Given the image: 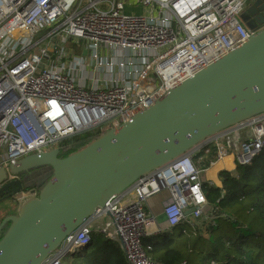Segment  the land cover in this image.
Instances as JSON below:
<instances>
[{"label":"built area","instance_id":"obj_1","mask_svg":"<svg viewBox=\"0 0 264 264\" xmlns=\"http://www.w3.org/2000/svg\"><path fill=\"white\" fill-rule=\"evenodd\" d=\"M248 1L0 0V168L93 127L100 134L117 130L254 35L241 16ZM139 5L146 12H134ZM87 63L92 78L84 74ZM263 144L264 111L142 174L96 207L41 264H65L63 257L88 245L92 231L118 240L126 264H160L142 244L162 232L146 200L168 191L162 204L168 227L186 223L196 231L208 205L201 174L227 156L248 164ZM28 187L16 196L20 206L39 193ZM130 192L134 198L122 204ZM100 216L107 219L94 230Z\"/></svg>","mask_w":264,"mask_h":264},{"label":"water","instance_id":"obj_2","mask_svg":"<svg viewBox=\"0 0 264 264\" xmlns=\"http://www.w3.org/2000/svg\"><path fill=\"white\" fill-rule=\"evenodd\" d=\"M242 19L256 32L196 72L117 130L59 157L32 153L0 168V264H41L98 206L205 138L264 111V0H251ZM250 17V18H249ZM85 54V51L82 52ZM51 176L16 214L4 213L25 188L21 175L37 166ZM191 208L184 211L188 215ZM87 245L84 247L86 248Z\"/></svg>","mask_w":264,"mask_h":264},{"label":"trees","instance_id":"obj_3","mask_svg":"<svg viewBox=\"0 0 264 264\" xmlns=\"http://www.w3.org/2000/svg\"><path fill=\"white\" fill-rule=\"evenodd\" d=\"M99 135V128L93 127L60 140L59 157L82 149ZM32 169L36 175L30 182L39 181L37 188L41 189L51 175L47 172L51 168L42 165ZM218 177L221 187L207 181L201 184L217 215L208 228L210 238L203 237L198 230L192 231L186 223L146 236L142 244L152 260L160 264H179L185 260L188 264L189 253L198 242H205L209 246L201 253L203 262L264 264V144L250 163L236 164L234 171L220 170ZM76 255L79 264H126L119 241L96 231L91 232L87 247Z\"/></svg>","mask_w":264,"mask_h":264},{"label":"crops","instance_id":"obj_4","mask_svg":"<svg viewBox=\"0 0 264 264\" xmlns=\"http://www.w3.org/2000/svg\"><path fill=\"white\" fill-rule=\"evenodd\" d=\"M77 52V51H76ZM227 157H230V163H231V167H227L226 166V161L225 159ZM224 159L216 162L212 167H210L206 172V176L207 179H203V181H207L208 183H211L215 186L221 187L222 182L220 180V178L218 177V173L220 170L226 169L228 171H234L235 169V164L232 161L231 156H227ZM169 192L166 190H163L153 196H151L150 198H148L146 200V209L149 213L153 214L156 217V221L158 223L159 228L161 229V231H170L172 228L168 227L166 219L164 217V215L162 214V204L163 202L169 198ZM134 198V194L132 192L128 193L127 195L123 196V198L121 199V203L122 204H126L128 201H131ZM9 207H11V212L8 214H16L20 208L19 203H12ZM213 213L212 207L208 204L207 206H205L204 208V215H203V219H199L196 221L197 225L199 227L198 231H200L201 235H203V237L206 238V234L208 232V228L209 225L211 224V222L208 219V216H210ZM107 219L106 216H100L97 217L95 219H93V221L91 222L92 228L95 230L98 227H101L105 220ZM1 235V233H0Z\"/></svg>","mask_w":264,"mask_h":264},{"label":"rangeland","instance_id":"obj_5","mask_svg":"<svg viewBox=\"0 0 264 264\" xmlns=\"http://www.w3.org/2000/svg\"><path fill=\"white\" fill-rule=\"evenodd\" d=\"M250 3H251V0H249L246 3L245 8L247 7V5H250ZM101 8L102 9H107L106 5L101 6ZM126 10L129 11V8L127 7ZM134 12H136V13H142V12H146V9H144L142 6L139 5V6H137L134 9ZM72 44H74V42H71V41L68 42V45H72ZM162 51H164V48L160 49V52H162ZM86 69H87V71H85L84 74L86 76H90V78H92V76H93L92 67L88 66V63H87ZM85 84L87 86H89V81H87ZM47 172L48 173L50 172V174H51V170H48ZM207 177L208 176H206L205 173H202L201 174V178L207 179ZM38 184H39V181L34 182V184H32V182H28V185H29L28 188H31L33 186H36L37 187ZM26 186H24V187H26ZM3 208H4V213L5 214L11 212V207H9L8 205L3 204ZM206 238H210V233L209 232H207ZM206 244H208V243H205V242H198L197 243V245L195 246L193 252L189 253V255H188V264H209L208 261L203 262L201 260V253L203 252V250L205 251L206 248H208V246H209V244L208 245H206ZM63 262L65 264H79L78 255H76V254H74V255L67 254L66 256L63 257Z\"/></svg>","mask_w":264,"mask_h":264},{"label":"flooded vegetation","instance_id":"obj_6","mask_svg":"<svg viewBox=\"0 0 264 264\" xmlns=\"http://www.w3.org/2000/svg\"><path fill=\"white\" fill-rule=\"evenodd\" d=\"M248 6V5H247ZM247 8V7H246ZM245 8V9H246ZM245 9H244V11L242 12V15H243V18H246L247 17V15H246V13H245ZM250 18V17H249ZM259 28H262V27H264V24H262V25H259L258 26ZM35 175H36V173H35V170L34 169H30L28 172H26V173H23L20 177H21V180H22V183H23V185L24 186H28V182H30L31 180H33L34 179V177H35ZM26 186V187H27ZM25 187V188H26ZM24 188V189H25ZM23 189V190H24ZM12 203H14V202H12Z\"/></svg>","mask_w":264,"mask_h":264},{"label":"bare ground","instance_id":"obj_7","mask_svg":"<svg viewBox=\"0 0 264 264\" xmlns=\"http://www.w3.org/2000/svg\"><path fill=\"white\" fill-rule=\"evenodd\" d=\"M229 160H230V157H227V158L225 159V161H226V166L230 168V167H231V163H230Z\"/></svg>","mask_w":264,"mask_h":264}]
</instances>
